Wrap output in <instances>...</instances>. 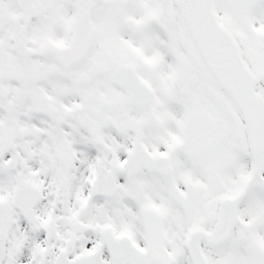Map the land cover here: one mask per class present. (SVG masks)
<instances>
[{
	"label": "snow or ice",
	"instance_id": "obj_1",
	"mask_svg": "<svg viewBox=\"0 0 264 264\" xmlns=\"http://www.w3.org/2000/svg\"><path fill=\"white\" fill-rule=\"evenodd\" d=\"M0 264H264V0H0Z\"/></svg>",
	"mask_w": 264,
	"mask_h": 264
}]
</instances>
